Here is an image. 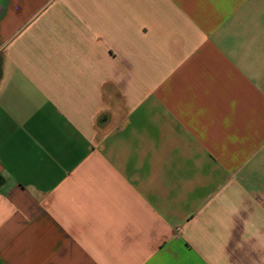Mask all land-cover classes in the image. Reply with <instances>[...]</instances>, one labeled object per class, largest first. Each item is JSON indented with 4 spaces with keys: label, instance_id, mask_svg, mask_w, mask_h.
I'll list each match as a JSON object with an SVG mask.
<instances>
[{
    "label": "crops",
    "instance_id": "crops-1",
    "mask_svg": "<svg viewBox=\"0 0 264 264\" xmlns=\"http://www.w3.org/2000/svg\"><path fill=\"white\" fill-rule=\"evenodd\" d=\"M0 264H264V0H0Z\"/></svg>",
    "mask_w": 264,
    "mask_h": 264
}]
</instances>
